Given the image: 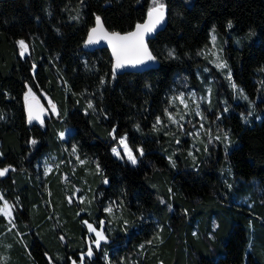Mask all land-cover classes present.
<instances>
[{"label": "trees", "instance_id": "trees-1", "mask_svg": "<svg viewBox=\"0 0 264 264\" xmlns=\"http://www.w3.org/2000/svg\"><path fill=\"white\" fill-rule=\"evenodd\" d=\"M162 4L166 22L148 39L156 66L115 74L107 48L82 47L87 29L99 17L108 29L128 31L144 18L149 0H0V153L16 165L12 173L0 176V189L11 202L15 219L27 222L33 234L23 241L30 258L23 255L19 264H71L70 253L80 259L86 234L77 215L68 213L60 222L58 232L68 242L62 243L47 215L44 191L50 189L52 203L56 193L62 207L69 206L60 179L57 188L52 187L55 176L73 174L84 186L80 181L84 168L77 164L72 171L69 163H62L42 175L34 166L49 152L61 157L58 134L66 126L72 127L67 144L75 143L78 154L94 159L99 168L92 184L102 209L95 217L85 215L103 220L106 234L113 235L91 257L75 264H113V249L126 250L130 245L134 250L141 238L151 234L146 227L150 222L137 217L141 211L163 225L162 239L152 251L145 247L142 264H264V247L247 245L249 224L254 228L264 223V88L256 85L255 78L264 72V0H163ZM210 27L224 40L222 53L230 78L248 93L259 115L251 112L246 100L235 101L227 77L213 68L218 78L209 104L203 106L209 119L228 128L234 143L225 150L210 146L207 154L193 159L185 150L187 138L177 140L168 131L164 108L178 77L204 91L198 73L203 65L212 67L202 52L209 44ZM244 32L250 36L234 45L232 34ZM18 40L29 47L23 56ZM202 75L206 80L207 74ZM27 87L47 94L57 114L29 122L23 98ZM121 134L135 164L111 151ZM175 146L179 149L171 152ZM221 158L228 162L233 179L237 177L230 186H222V193L241 189L229 204L212 199L210 189ZM253 185L259 193L247 190ZM188 192L212 199L200 217L191 210ZM246 195L250 205L242 200ZM107 202L120 205L119 215L104 216ZM84 208L88 212L89 207ZM220 209L229 214L227 219ZM212 215L219 221L216 234L202 247L193 230L197 226L207 236ZM260 231L264 242V227ZM108 254L109 258L104 256Z\"/></svg>", "mask_w": 264, "mask_h": 264}, {"label": "rangeland", "instance_id": "rangeland-1", "mask_svg": "<svg viewBox=\"0 0 264 264\" xmlns=\"http://www.w3.org/2000/svg\"><path fill=\"white\" fill-rule=\"evenodd\" d=\"M163 0H156V3H154V0H149V6H157L162 5L163 7ZM250 36L249 32H244L242 34H232L233 37V44L234 45H241L242 41L244 39H247ZM20 41V40H18ZM17 41L18 46V52L21 55V49ZM25 42V41H24ZM27 45V51L24 53L26 54L29 50L28 44ZM224 40L219 38L213 27H210L209 29V44L202 48V52L207 55L208 62L212 65L209 66L208 64L203 65L201 67V70L198 73V79L202 80V84L204 87V91L200 92L198 91L192 83L188 82L184 78L178 77L177 83L173 85V90L169 95V103L164 108V115L166 116V119L168 120L165 124L168 128V131L172 134L173 138H181L186 137L185 150L187 154L191 158H197V156L201 154H207L209 147L212 146L215 147H221L222 150L228 149L231 145L234 143V138L230 135V132L227 127L221 126L216 119H209L206 114V109L204 108L203 104H209L210 96L212 95L214 91V82L217 80V75L214 76V69L218 71L221 75H224L227 77V83L231 87L232 92L234 94L235 101L238 100H246L249 105L251 106V112L253 111L257 116L259 113L255 111V108L253 106V101L250 100L248 97V93H246L243 88L235 83L229 76V71L227 69L226 60L223 56L222 49H223ZM219 65H224L223 67H220ZM214 68V69H213ZM205 72L207 74V79L204 80L202 72ZM213 73V74H210ZM264 72L260 71L258 76H255L257 79L258 86H262L264 88V78H263ZM235 85V87H233ZM29 96H35L43 103L45 107V116H51L57 114V108L55 103L48 97L47 94L44 92L38 93L37 91L33 90L30 87H27L24 91L23 98H26ZM256 96H259L257 92H255ZM262 103V101H260ZM225 105V102H223ZM264 104V103H263ZM54 106V107H53ZM160 120V119H159ZM72 130L71 126H66L63 130H61L58 134L59 138L62 139L61 142V157L56 152L54 153H47L48 155H44L40 158L38 167L40 171H42V166H44L45 171H42V174H45L47 170H50L51 167L67 164V166L70 167V169L76 170L77 164L82 166L84 168V175H80L81 183L83 182V185H80L75 181L73 174H67L66 172H62L59 175L55 176V180L52 187L57 188V182L60 179L63 189L65 192L64 195H66L67 203H70L69 206L62 207L60 204V201L57 198V194L55 193V203L53 204L51 202L50 197H52L53 194H51L50 189L47 187L45 189V201L44 204H47L46 206V212L49 217V220L53 222V226L55 227V230L57 231L59 239H61L62 243H68L66 236L64 234H59L58 228H60V222L63 221L66 218V214L68 213H75L77 215V219L79 220L80 224L83 227L84 233L86 234V237L84 239H81V249L79 251L80 259H77L70 253V263L75 264L76 262H83L86 257H91L95 252L94 249L98 248L99 246L96 245L95 241L97 239L96 232H102L105 236V241H110L113 235H107L106 231L104 229V223H101V221L97 222L95 220V214L98 213L100 209H102L101 205H98L96 201V194L94 192L95 185L92 184V176L98 171V166L95 165L94 159L86 157V156H80L78 154L77 145L75 143L67 144V134ZM63 133V136L61 134ZM125 140V143L127 145V149L124 145L120 143L121 139ZM178 140V139H177ZM73 148H75V152H73ZM113 148L117 150L119 155L113 152ZM179 149V146H175L174 148H171V152H176ZM131 150L132 155L133 151L130 148L126 137L124 134H121L117 137L116 143L112 145L111 151L114 155L118 156L119 158L128 159L127 151ZM135 156V155H134ZM136 158V157H135ZM169 160L171 163H173V156L169 153ZM130 161V160H129ZM131 162V161H130ZM49 172V171H47ZM95 172V173H94ZM237 178V177H236ZM234 178L235 180H237ZM233 179L232 171L230 169V166L227 161H225L223 158L219 160L217 163V177L214 180V184L211 186V192L213 193L214 197L217 198V202L220 203H226L229 204L230 201L234 200V193L236 191L240 192L241 189L238 188L234 191H230L229 195H225L223 191L222 186H230L232 183L235 182ZM244 180V179H242ZM55 185V186H54ZM215 185V186H214ZM85 187V190L81 191ZM51 188V187H50ZM70 188L71 192L68 190ZM217 190V192L214 191ZM80 190V191H78ZM247 190L252 193H259V190L253 185L247 187ZM220 191V192H219ZM68 192V193H67ZM170 194H172L174 191L171 189ZM190 194V198L193 199V202L191 203L190 207L191 210L196 212L198 211V216L200 217L204 210L207 209L210 200L212 199H206L203 197L202 193H192L188 192ZM220 195V197H217ZM260 198V197H259ZM79 201V204H75L76 200ZM242 200H244L247 205L251 204V198L246 195ZM264 200V197H263ZM216 201V200H215ZM6 202H8L6 200ZM214 202V200H213ZM89 207L88 212L85 210V206ZM120 205L112 204L110 202H107L104 205V212L109 217H114L119 215ZM170 208H173L172 204H169ZM121 208V207H120ZM108 209H111V211H108ZM233 209V208H231ZM229 209V211H231ZM90 211V212H89ZM178 210H176L177 212ZM222 216H224L226 219L229 217V214L224 210L220 209ZM85 213H90L94 217L88 218V216L85 215ZM137 217L139 220L145 222L148 221L150 224H147L146 227L151 231V234L148 236V238H141L136 243V248L133 250L131 247L127 246L126 250L113 249V258L112 262L113 264H125V261H128L127 264H142L141 258L144 253L145 247H147L150 251L153 250L154 244L162 239L161 236V230L163 228V225L156 220V217H150L149 213L146 212H138ZM198 217V218H199ZM198 220V219H197ZM110 221V220H109ZM218 218L215 215H212L210 219V230L207 232V236H203L202 230L197 231V226H195V229L193 230V237L196 242L200 244V246L203 247V243L206 241L209 243L210 239L212 238L213 234H216L214 230L218 226ZM70 226H72L71 220L70 223L68 222ZM89 225L92 226L93 229L96 231H90ZM264 227V223H258L254 225V228H252L251 224H249V232H248V248L250 249H261L264 247V242L261 240V231L260 229ZM220 231H221V227ZM253 229V230H252ZM71 232H75L74 230H71ZM103 241V240H102ZM100 241V243L102 242ZM204 241V242H203ZM254 242L253 245L251 243ZM100 245V244H99ZM195 245V244H193ZM192 245V246H193ZM125 248V247H124ZM165 248V247H164ZM196 248L193 246V249ZM89 250H91V256L88 255ZM167 250V249H166ZM197 251V249H196ZM110 257L108 255H104ZM127 258V259H126Z\"/></svg>", "mask_w": 264, "mask_h": 264}, {"label": "snow or ice", "instance_id": "snow-or-ice-1", "mask_svg": "<svg viewBox=\"0 0 264 264\" xmlns=\"http://www.w3.org/2000/svg\"><path fill=\"white\" fill-rule=\"evenodd\" d=\"M154 3H156V0H154ZM157 9H161V11L159 12V15L157 16V18L151 22L150 24H146V25H137L136 26V31L135 32H129L125 35H120L119 33H107L103 31V27L101 25L100 22V18L97 17L96 21H97V27L93 28L91 30V32L89 33V39H88V43H94V35L99 33H102L101 38L107 37L109 40L110 45L113 48V55L116 56L117 58V63L114 67H120L121 66V57H127V56H132L134 58V62L139 64V63H143L144 60H152L154 59V57L151 55L150 52H148L147 46L144 44V32H150L152 31V29L155 27V24L159 23V21L163 18V12H162V5H157L156 9H152L149 12V16L150 18L152 17V14L154 11H157ZM229 27H231V22H229ZM18 44L20 46L21 49V55L23 56L24 53L27 51V45L25 44V42L23 40L18 41ZM169 55H172L171 52H169ZM220 67H223L224 65H219ZM235 87V85L233 86ZM27 95L26 94V99H27ZM54 107V106H53ZM89 107H92L91 104H89ZM32 117V113H31V108H29V119L31 120ZM157 123H159V118L157 119ZM61 136H63V133L61 134ZM33 143H35V141H33ZM120 143L122 145L125 146V148L127 149V145L125 143V140L122 138ZM141 151V155L143 154L142 150ZM73 152H75V148H73ZM113 152L116 153L117 155H119V153L117 152V150L115 148H113ZM127 155H128V159L135 164L136 163V158L134 155H132L131 150L127 151ZM7 171V169L4 170H0V176H3L5 174V172ZM8 206L5 205V208H7ZM108 211H111V209H108ZM103 223V222H101ZM89 230L90 231H96L95 229L92 228L91 225H89ZM96 245L99 246L100 241L105 239V236L103 235L102 232H96ZM91 250H89L88 255L91 256Z\"/></svg>", "mask_w": 264, "mask_h": 264}, {"label": "water", "instance_id": "water-1", "mask_svg": "<svg viewBox=\"0 0 264 264\" xmlns=\"http://www.w3.org/2000/svg\"><path fill=\"white\" fill-rule=\"evenodd\" d=\"M157 6H150L147 9V12L144 16V18L137 22L134 27L128 31H118V30H112V29H108L103 21L100 19L101 25L103 27V31L107 32L109 34L111 33H119L120 35H125L129 32H135L136 31V26L139 25H146V24H150L151 22H153L157 16L159 15V12L161 11V9H157V11H154L152 14V17L150 18L149 16V12L152 9H156ZM162 12H163V18L159 21V23L155 24V27L152 29V31L150 32H144V44L147 46L148 52L151 53V55L154 57V59L152 60H144L143 63H135L134 62V58L132 56H127L121 57V66L120 67H114L117 63V58L116 56L113 55V48L109 43V40L107 37L101 38L102 33H97L94 35V43H88V39H89V33L91 32V30L95 27H97V21L95 20V22L87 29V32L85 34L83 43H82V47L85 50H93L95 48L98 47H105L108 49L109 55L111 57V68L113 70V72L115 74L117 73H121L123 71H140L143 69H147L150 67H154L157 64V58L155 57V55L152 53V51L150 50L149 46H148V39L151 38L155 32H157L160 28L163 27V25L166 22V10L164 7H162ZM24 106H25V112H26V118L29 122H36L39 123L41 121H43L44 117H45V107L43 105V103L40 101V99H38L35 96H29L27 97V99H24ZM29 108H31V113H32V119H29Z\"/></svg>", "mask_w": 264, "mask_h": 264}, {"label": "crops", "instance_id": "crops-1", "mask_svg": "<svg viewBox=\"0 0 264 264\" xmlns=\"http://www.w3.org/2000/svg\"><path fill=\"white\" fill-rule=\"evenodd\" d=\"M4 157L5 156L0 153V158L2 159L0 162V170L7 169L4 174L6 175L12 173L16 169V165ZM38 164V161L35 162V168H37ZM41 168L44 172V166ZM52 169L53 167L47 171L50 172ZM47 171L42 175H48L49 172ZM6 200L8 202H6ZM5 205L8 207L5 208ZM13 211L11 202L3 196L0 189V264H19L24 258L23 255L30 258L27 250H24L26 245L23 244V241L33 238V234H29L31 226L25 221L24 223H19V221L15 219ZM100 221L103 222L101 219Z\"/></svg>", "mask_w": 264, "mask_h": 264}]
</instances>
